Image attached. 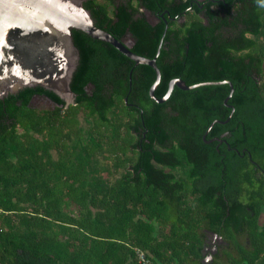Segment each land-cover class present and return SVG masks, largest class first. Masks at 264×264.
Listing matches in <instances>:
<instances>
[{
  "label": "trees",
  "instance_id": "16d2710c",
  "mask_svg": "<svg viewBox=\"0 0 264 264\" xmlns=\"http://www.w3.org/2000/svg\"><path fill=\"white\" fill-rule=\"evenodd\" d=\"M179 1L84 6L152 58L164 21L155 32L140 4L170 19ZM238 1L190 38L182 78L210 83L164 102L156 69L76 29L74 102L41 86L0 98V264H205L207 232L224 241L207 264H264V0ZM159 56L161 98L181 62ZM36 93L56 107H34Z\"/></svg>",
  "mask_w": 264,
  "mask_h": 264
},
{
  "label": "water",
  "instance_id": "95a60500",
  "mask_svg": "<svg viewBox=\"0 0 264 264\" xmlns=\"http://www.w3.org/2000/svg\"><path fill=\"white\" fill-rule=\"evenodd\" d=\"M84 1L0 0V98L24 87L41 86L64 99L66 105L74 102L71 81L80 52L74 43L73 29L111 43L136 63L153 66L157 77L150 87V95L158 102L168 98L174 85L189 89L210 83L188 86L182 80L174 79L169 82L166 94L162 98L156 97L154 90L161 75L155 59L134 53L130 44L98 27ZM159 51L160 47L157 54Z\"/></svg>",
  "mask_w": 264,
  "mask_h": 264
},
{
  "label": "flooded vegetation",
  "instance_id": "af4514ba",
  "mask_svg": "<svg viewBox=\"0 0 264 264\" xmlns=\"http://www.w3.org/2000/svg\"><path fill=\"white\" fill-rule=\"evenodd\" d=\"M120 1H117V3H119ZM222 1L224 2V4L228 5L226 0H180L179 3L186 4L185 9L181 12L182 14H179L178 16L177 15L171 16L170 19H167L166 17H164L165 12L160 11V12L155 13V12H152L146 9L145 6L140 4L141 5L139 9L140 13H142V15L147 19V21L155 27V32H157L158 29L162 27V20L164 21V25H163L164 31H163V34L161 36L159 46H158V48L160 47V51L158 54L156 53L155 56L150 59L154 58L156 65H157V58L159 55H161V47L163 46V43L165 42L164 51H166L167 53H164L163 55H161L162 59L165 61H170L174 63H176V61L181 62L180 75L172 77L171 80L180 79L183 82H185L186 85H188L186 83V80L182 78V74L186 77L190 76V59L192 57L190 54V50H191L190 49L191 48L190 38L194 35V33H198V35L204 34L208 28H211L212 26L217 24L216 22L217 19H215V22H210L209 20L207 13L210 9L217 11L222 16H225V13L223 12V10H226L225 8H227V6L225 5L222 6L221 5ZM235 1L236 3H239L238 0H235ZM194 14H198L197 16H198V19L201 20V24L193 23ZM168 15L170 16V13ZM227 26L228 25L223 24L222 32L225 35L229 34L226 28ZM208 32H210V30H208ZM121 40L124 43L130 44V49L132 51V47L136 43V40L133 37L132 32L130 31L126 32V34H124ZM208 45L212 46V43L209 42ZM157 52H158V49H157ZM161 56H159V58H161ZM157 68L159 69L158 65H157ZM160 75H161V72H160ZM175 86L179 87L178 85H174V87ZM168 88H169V85H168ZM36 99H42L45 102L49 101L53 104V107L41 108L37 106L36 103L34 102L36 101ZM31 103L34 107H37L39 109L50 110L56 107L55 102L51 100L50 97H48L45 94H39V93H36L33 95L31 99ZM167 109H169V107ZM215 138L216 137L209 139L207 140V142L212 143L213 141L216 140ZM147 141L149 142V140ZM129 169L133 170V165L130 164ZM223 242L224 241L221 238V236H218L217 234L213 232H207V237H206L205 245L203 248V254L205 255L203 258V261L205 264L211 263L213 261L215 255L219 251L220 245H222Z\"/></svg>",
  "mask_w": 264,
  "mask_h": 264
},
{
  "label": "rangeland",
  "instance_id": "374dc122",
  "mask_svg": "<svg viewBox=\"0 0 264 264\" xmlns=\"http://www.w3.org/2000/svg\"><path fill=\"white\" fill-rule=\"evenodd\" d=\"M117 1H120V0H115V2L117 3ZM37 101V102H36ZM36 101H34L35 103H36V105L37 106H39V107H41V108H51V107H53V104L51 103V102H45L44 100H42V99H36ZM261 221H263L264 220V211L262 212V214H261Z\"/></svg>",
  "mask_w": 264,
  "mask_h": 264
}]
</instances>
